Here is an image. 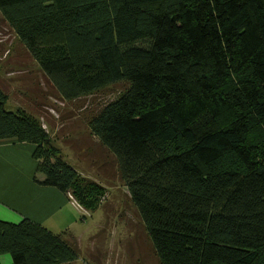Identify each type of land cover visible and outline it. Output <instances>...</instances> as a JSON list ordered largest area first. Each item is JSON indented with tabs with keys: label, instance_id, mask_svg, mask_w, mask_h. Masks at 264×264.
<instances>
[{
	"label": "trees",
	"instance_id": "trees-1",
	"mask_svg": "<svg viewBox=\"0 0 264 264\" xmlns=\"http://www.w3.org/2000/svg\"><path fill=\"white\" fill-rule=\"evenodd\" d=\"M0 14L60 98L124 85L87 129L160 264H264V0H0ZM8 99L0 84V140L34 144L36 182L92 208L103 187ZM68 235L0 220V256L72 262Z\"/></svg>",
	"mask_w": 264,
	"mask_h": 264
},
{
	"label": "rangeland",
	"instance_id": "rangeland-1",
	"mask_svg": "<svg viewBox=\"0 0 264 264\" xmlns=\"http://www.w3.org/2000/svg\"><path fill=\"white\" fill-rule=\"evenodd\" d=\"M33 67H36V62L0 14V84L9 96L6 108L15 110L24 106L28 112L40 116L39 124L45 126L42 128L48 135L58 126L57 138L65 135L66 131L74 134L78 131L81 143L64 142L67 147L60 146L62 156L78 167L85 175V181H93L104 189L96 191L89 206L92 208L79 204L70 192L74 200L69 199L80 205L86 220L80 213L77 222L68 228L78 229L84 226V221L88 227L78 248L80 264H84L82 260L90 261V264H160L125 184L119 178L116 158L93 141L89 132L87 135L79 131L83 127L87 129L88 118L116 98L124 85L119 83L67 101L50 89L43 75ZM12 91L16 93L11 94ZM87 199L90 200L89 197ZM66 237L75 240L70 233Z\"/></svg>",
	"mask_w": 264,
	"mask_h": 264
},
{
	"label": "crops",
	"instance_id": "crops-1",
	"mask_svg": "<svg viewBox=\"0 0 264 264\" xmlns=\"http://www.w3.org/2000/svg\"><path fill=\"white\" fill-rule=\"evenodd\" d=\"M32 69L40 73L37 64ZM15 70L18 71L19 69ZM13 93L15 94L16 91H12L11 94ZM76 117L73 116V118ZM55 123L58 125L57 122ZM60 125L63 126V124ZM58 128L55 126L50 137L53 145H56L60 151L61 145L67 147L64 143L66 141H73L77 145L81 143L78 131L75 134L66 131L65 135L57 138ZM79 131L89 135L88 129L84 127ZM73 135L74 138H72ZM90 136L93 141H96L92 135ZM33 149L34 144L31 143L18 142L15 139L0 140V220L18 223L23 218H28L40 223L53 233L68 232L75 237L79 248L82 245L84 234L88 232L85 221L84 226L78 229L68 227L77 222L78 214L81 213L82 217L85 218L84 220L86 217H84L79 205L69 199L65 193L55 187L36 182L34 178L42 179L43 175L36 171L37 162L32 156ZM72 165L81 173L74 163ZM0 262L1 264H9L11 262L10 255H1ZM82 262L90 264V261L82 260ZM64 264H80V257L78 256L76 260Z\"/></svg>",
	"mask_w": 264,
	"mask_h": 264
},
{
	"label": "built area",
	"instance_id": "built-area-1",
	"mask_svg": "<svg viewBox=\"0 0 264 264\" xmlns=\"http://www.w3.org/2000/svg\"><path fill=\"white\" fill-rule=\"evenodd\" d=\"M43 126V128H45V126L44 125H42ZM68 198H71L72 199V197L71 196H69ZM75 202V201H74Z\"/></svg>",
	"mask_w": 264,
	"mask_h": 264
}]
</instances>
